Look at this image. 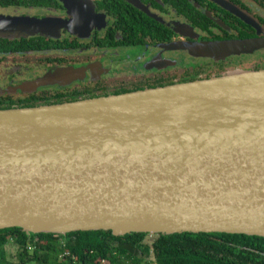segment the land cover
Wrapping results in <instances>:
<instances>
[{
	"label": "water",
	"instance_id": "obj_1",
	"mask_svg": "<svg viewBox=\"0 0 264 264\" xmlns=\"http://www.w3.org/2000/svg\"><path fill=\"white\" fill-rule=\"evenodd\" d=\"M44 25L0 17V38ZM11 228L264 238V70L0 110Z\"/></svg>",
	"mask_w": 264,
	"mask_h": 264
},
{
	"label": "flooded vegetation",
	"instance_id": "obj_2",
	"mask_svg": "<svg viewBox=\"0 0 264 264\" xmlns=\"http://www.w3.org/2000/svg\"><path fill=\"white\" fill-rule=\"evenodd\" d=\"M0 17L46 22L0 38V110L264 70V0H0Z\"/></svg>",
	"mask_w": 264,
	"mask_h": 264
},
{
	"label": "trees",
	"instance_id": "obj_3",
	"mask_svg": "<svg viewBox=\"0 0 264 264\" xmlns=\"http://www.w3.org/2000/svg\"><path fill=\"white\" fill-rule=\"evenodd\" d=\"M131 233L109 231L31 235L0 230V264H264V238L238 234ZM15 247L10 261L8 246ZM67 255H64V254Z\"/></svg>",
	"mask_w": 264,
	"mask_h": 264
},
{
	"label": "rangeland",
	"instance_id": "obj_4",
	"mask_svg": "<svg viewBox=\"0 0 264 264\" xmlns=\"http://www.w3.org/2000/svg\"><path fill=\"white\" fill-rule=\"evenodd\" d=\"M153 238H154V236H149L147 239L149 240V239H153ZM6 252L9 256L10 261H15L13 258V255L15 254V247L13 245L8 246L6 248ZM151 264H154V263L152 262Z\"/></svg>",
	"mask_w": 264,
	"mask_h": 264
},
{
	"label": "built area",
	"instance_id": "obj_5",
	"mask_svg": "<svg viewBox=\"0 0 264 264\" xmlns=\"http://www.w3.org/2000/svg\"><path fill=\"white\" fill-rule=\"evenodd\" d=\"M64 255H67L66 253Z\"/></svg>",
	"mask_w": 264,
	"mask_h": 264
}]
</instances>
